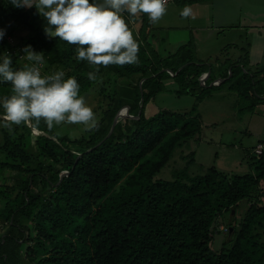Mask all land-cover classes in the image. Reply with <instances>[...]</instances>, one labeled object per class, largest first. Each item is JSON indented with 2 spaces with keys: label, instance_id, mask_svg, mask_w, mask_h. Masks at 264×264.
<instances>
[{
  "label": "trees",
  "instance_id": "16d2710c",
  "mask_svg": "<svg viewBox=\"0 0 264 264\" xmlns=\"http://www.w3.org/2000/svg\"><path fill=\"white\" fill-rule=\"evenodd\" d=\"M202 1L172 0L183 8ZM145 14L124 13L127 25L139 24L130 27L137 63L100 65L91 81L97 66L76 59L77 45L47 36L34 6L0 0V26L14 37L0 40V53L19 69L29 63L23 48L30 44L43 54L42 75L62 70L76 77L98 120L78 138L54 134L43 119L12 131L0 127V264H264V140L247 152L249 173L211 165L192 175L191 151L171 179H160L177 147L201 139L203 122L195 104L145 114L159 92L200 102L223 86L237 93L239 112L253 113L264 106V63L249 65L245 48L238 59L225 56L226 63L196 59L191 40L162 55L151 28H141ZM230 47L237 46L220 55ZM169 78L177 88H166ZM10 95L11 83H0V100ZM241 201L247 206L237 218ZM218 234L225 239L215 250Z\"/></svg>",
  "mask_w": 264,
  "mask_h": 264
},
{
  "label": "clouds",
  "instance_id": "9594fccd",
  "mask_svg": "<svg viewBox=\"0 0 264 264\" xmlns=\"http://www.w3.org/2000/svg\"><path fill=\"white\" fill-rule=\"evenodd\" d=\"M168 0H11L17 8L35 7L47 22L45 33L77 45L76 59L97 66L88 73L95 81L99 66L135 64L139 44L125 21L124 13H146L157 23L166 13ZM185 6L182 17H190ZM6 34L0 28V40ZM86 46V47H85ZM29 63L14 69L11 55L0 53V83H11V95L0 100V127L12 131L13 125L43 119L49 128L61 123L82 124L85 130L98 125L93 107L80 94L76 77L62 70L42 75L38 65L44 62L41 52L32 46L23 48Z\"/></svg>",
  "mask_w": 264,
  "mask_h": 264
},
{
  "label": "rangeland",
  "instance_id": "374dc122",
  "mask_svg": "<svg viewBox=\"0 0 264 264\" xmlns=\"http://www.w3.org/2000/svg\"><path fill=\"white\" fill-rule=\"evenodd\" d=\"M189 7L192 9V15L197 9L202 13L205 12L208 14V17L206 16L200 22L201 25L207 28L212 25L209 19V17L212 16L211 13L215 17L221 15L219 17L220 20L222 14H224L225 18L230 21L229 25L235 23L236 26L232 25L226 28L228 31H232L228 33L226 37L221 36L224 38V40H222V45L227 42L225 39H228L229 45H232V42H236L239 44V48L243 47L247 50L246 57L248 58L249 65L252 66L256 64L261 66L264 63V0H206L201 3L191 4ZM181 8L183 9L182 6L176 5L170 0L166 7L167 11L159 22L155 24L152 23L148 15L145 14L144 18H147V21L141 23V28L144 33L149 32L151 28L149 39H158L162 55H166L171 49V47H168L166 44H164L165 46L162 45L163 42L167 43V35L169 32H176V35L180 33V31L191 32V29L190 31L182 30L184 26H187V23L184 18L180 19L178 16L179 11L182 10ZM237 24L246 26L247 32L243 31L239 36L234 30L236 28L240 29L242 26H238ZM128 27L129 30L131 29L130 27L138 29L139 24L130 21ZM0 28L5 29L7 34L8 31L4 26H0ZM176 28L180 29V31H175ZM7 35H9L12 41L14 40L12 34ZM19 35L20 33L15 31L14 36L17 38ZM200 37V41H202L200 44L202 45L200 48L201 51L199 50L200 52H197L196 44L195 57L196 59H205L206 57H210V51H215V45L207 39V35L204 31L201 33ZM204 39L207 41L204 42ZM187 40L185 41L187 42ZM189 40L196 43L194 37H191ZM5 41L8 44L10 42L8 38H6ZM180 44L173 46L174 50L175 47L180 46ZM231 48L232 47L229 49ZM204 49L207 56H200L199 53L202 54ZM225 56H227V58L234 57L232 53L223 54V57L220 53H215L213 57L209 59L215 60L218 58L219 62L226 63V61H224V58H226ZM210 63L215 62L211 61ZM164 84L166 88L169 89L177 88L178 85L173 78L166 79ZM237 99V93L225 86L210 90L207 96L200 102H197L196 98L190 94L179 95L171 91L159 92L145 107L146 115H152L160 109L185 112L190 110L195 104L200 119L203 122V127L200 136L201 139L199 141L191 139L183 143L180 147H177L172 158L160 172L156 174V178L171 179L173 171L185 165L188 158L185 160L184 156L191 151L194 152V162L189 168V172L192 175L201 174L206 167L211 165L225 172L237 174L249 173L251 169L246 160L247 152L256 144L257 140H264V106H259L253 113L239 112ZM85 100L90 105L92 96L87 94ZM51 129L53 133L58 136L64 134L71 138H78L86 133L84 125L68 124L66 122L55 125ZM1 138L2 134L0 131V139ZM246 206V202H240L237 210V218H240L239 215L242 214ZM224 239L223 234L216 235L212 244L213 249L216 250L219 248Z\"/></svg>",
  "mask_w": 264,
  "mask_h": 264
},
{
  "label": "crops",
  "instance_id": "0c3cea01",
  "mask_svg": "<svg viewBox=\"0 0 264 264\" xmlns=\"http://www.w3.org/2000/svg\"><path fill=\"white\" fill-rule=\"evenodd\" d=\"M168 3H167V5H168ZM167 5H166V7H167ZM216 9H218V8H216ZM181 11L182 10L179 11L178 16L180 17V19L184 18L186 23H187V26H184L183 27L184 29H182V30H189L190 31V29H191V32L180 31V29L176 28L175 31H180V33H178L176 35V32L172 33V32L168 31L169 33L167 35V43L163 42L162 45L165 46L164 44H166L168 47H171L169 52L174 51L173 46L179 45L180 42L182 44L183 42H186L185 40H187V39L189 40L191 37H194V39L196 41L195 46L197 44L196 48H197V52H198L202 46V45H200L202 42V41H200V39H201L200 36H201V33L203 31H204V33H206L207 39H209L210 42L213 43V45H215V51H210V54H209L210 57H206L205 59L212 58L215 53H220L223 47H225L226 45H229L228 39H225V40H227V42L224 45H222L223 44L222 40H224V38L221 36L226 37V35L232 31V30L228 31L226 28L231 27L232 25H234V26H236V25H235V23H233L232 25H229L230 21H228L229 19L225 18L224 14H222V18L220 20L219 17L221 15L219 17H218V15L215 17L211 13L212 16L209 17V19L211 20L212 25L208 26V28H207V27H204L203 25L200 24V22L203 18H205L206 16L208 17V14H206L205 12L202 13L199 9H197L194 11L192 16L185 18V17L181 16ZM219 11H221V10H219ZM177 13H178V10H177ZM220 13H223V12H220ZM217 17H218V19H217ZM237 25L239 26L240 24H237ZM240 26H242V25H240ZM172 28H174V27H172ZM226 31H228V32H226ZM234 31H236V33H238V35L240 36L243 31L247 32V29H246V26H242V28H240V29L236 28ZM207 32H208V34H207ZM184 38H186V39H184ZM182 39H184V40H182ZM206 41L207 40H205L204 42H206ZM156 43H159V41L157 40ZM232 44L236 45L237 47H233V48L229 49L227 53L228 54L232 53V55H234V57H232L233 59H238V58L244 56V52L242 51L243 47L239 48L240 46L236 42H232ZM245 51L247 52V50H245ZM199 54H200V56H207V53H205V49H204V51H202V54L201 53H199ZM205 59H202V60H205ZM259 140L263 141V139H259ZM263 146H264V144H263Z\"/></svg>",
  "mask_w": 264,
  "mask_h": 264
},
{
  "label": "built area",
  "instance_id": "2783aa9c",
  "mask_svg": "<svg viewBox=\"0 0 264 264\" xmlns=\"http://www.w3.org/2000/svg\"><path fill=\"white\" fill-rule=\"evenodd\" d=\"M169 1V0H168ZM168 3V2H167ZM6 35V38H8L9 40H10V42H12V39L9 37V35H7V34H5ZM255 151L257 152V153H261V151H262V145L261 144H258L257 145V147H256V149H255Z\"/></svg>",
  "mask_w": 264,
  "mask_h": 264
},
{
  "label": "water",
  "instance_id": "95a60500",
  "mask_svg": "<svg viewBox=\"0 0 264 264\" xmlns=\"http://www.w3.org/2000/svg\"><path fill=\"white\" fill-rule=\"evenodd\" d=\"M116 119H117V117L114 118L113 123H112V127L114 126Z\"/></svg>",
  "mask_w": 264,
  "mask_h": 264
}]
</instances>
